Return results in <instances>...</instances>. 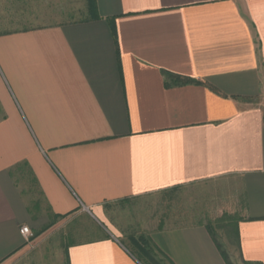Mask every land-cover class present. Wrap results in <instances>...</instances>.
I'll return each mask as SVG.
<instances>
[{"label": "crops", "instance_id": "obj_1", "mask_svg": "<svg viewBox=\"0 0 264 264\" xmlns=\"http://www.w3.org/2000/svg\"><path fill=\"white\" fill-rule=\"evenodd\" d=\"M33 1L62 15L20 29L0 17V264L47 263L42 250L143 264L110 230L58 253L41 242L74 216L106 226L108 204L205 183L234 221L228 250L264 264V0ZM164 216L139 236L166 264H232L198 214Z\"/></svg>", "mask_w": 264, "mask_h": 264}, {"label": "rangeland", "instance_id": "obj_2", "mask_svg": "<svg viewBox=\"0 0 264 264\" xmlns=\"http://www.w3.org/2000/svg\"><path fill=\"white\" fill-rule=\"evenodd\" d=\"M4 1L3 5L0 4V8H11V3L15 2L13 5L14 10L6 12L0 11V17L4 16L7 20L15 22V28L18 25L17 29L48 25L53 21V19H51V17H53L52 15L56 17L62 15L61 12H57L58 10L52 11V8L50 9L48 5L51 4L54 7L55 4H52L53 2H48L49 4L46 5L45 2L37 3L33 0H21L20 3H18L19 0ZM62 7V5L55 6V9H60ZM79 7V3L72 2L70 4L71 12L65 14H71V16H73L72 19H79L82 14V12L78 10ZM22 188L25 192V198L29 207L33 210L36 205L38 208L39 204V208L37 209L39 212L38 216H44L45 208L36 191L25 186H22ZM220 192L221 187L219 184L205 183L182 187L141 199L111 203L104 207L107 218L106 226L94 221L92 217L87 214H81L60 222L55 227L54 231H52L51 235L47 236L41 243L43 247L53 246L55 252L58 253L60 245L62 246L63 243L90 240L95 237V230L101 229L104 232L110 230L113 233L120 234L128 248L134 250L131 241L139 238L145 239L144 236H139L140 228L143 224L158 217H165V214L173 210L180 212L185 211L191 212L194 215L198 214L199 218L202 217L201 221L213 230L216 239H218L223 249L226 250L228 254L233 255L232 264H241L238 261L239 259L235 249L231 251L228 250L229 242H232L231 236L229 235L231 225L234 224V221L228 217V213L224 214L220 212L224 207L222 205V196L219 195ZM226 207H228L227 203L225 204V208ZM218 209L220 210L218 211ZM35 213L37 214V212ZM81 230H83V232H81ZM69 231H75L77 234L69 237ZM30 234L33 233L30 231ZM38 257V260H44V257L47 258V263L44 262L43 264H57L55 260L56 257L53 259L50 258V252L47 253L42 250L39 252ZM56 259L58 260V258ZM155 261L157 264H166L158 255H155ZM142 263L148 264L144 260Z\"/></svg>", "mask_w": 264, "mask_h": 264}, {"label": "trees", "instance_id": "obj_3", "mask_svg": "<svg viewBox=\"0 0 264 264\" xmlns=\"http://www.w3.org/2000/svg\"><path fill=\"white\" fill-rule=\"evenodd\" d=\"M88 2V11L91 13L95 10L93 0H87ZM97 18V16H95ZM134 249L136 250V258L142 262L143 260L148 264H157L155 261V254L152 248L149 246L148 241L143 238L133 239L131 241Z\"/></svg>", "mask_w": 264, "mask_h": 264}, {"label": "built area", "instance_id": "obj_4", "mask_svg": "<svg viewBox=\"0 0 264 264\" xmlns=\"http://www.w3.org/2000/svg\"><path fill=\"white\" fill-rule=\"evenodd\" d=\"M20 234L26 238H30L31 234H30V230L27 227H22L20 229Z\"/></svg>", "mask_w": 264, "mask_h": 264}]
</instances>
